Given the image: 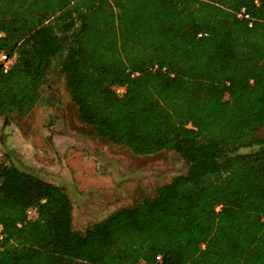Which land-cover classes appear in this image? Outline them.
Returning a JSON list of instances; mask_svg holds the SVG:
<instances>
[{
	"label": "trees",
	"instance_id": "16d2710c",
	"mask_svg": "<svg viewBox=\"0 0 264 264\" xmlns=\"http://www.w3.org/2000/svg\"><path fill=\"white\" fill-rule=\"evenodd\" d=\"M0 30V115L58 58L95 136L187 167L81 231L61 186L0 160V264H264V0H0Z\"/></svg>",
	"mask_w": 264,
	"mask_h": 264
},
{
	"label": "rangeland",
	"instance_id": "374dc122",
	"mask_svg": "<svg viewBox=\"0 0 264 264\" xmlns=\"http://www.w3.org/2000/svg\"><path fill=\"white\" fill-rule=\"evenodd\" d=\"M57 60L31 110L0 115V160L61 186L71 200L69 224L83 231L111 211L154 195L187 167L173 150L133 154L95 136L79 121Z\"/></svg>",
	"mask_w": 264,
	"mask_h": 264
},
{
	"label": "built area",
	"instance_id": "2783aa9c",
	"mask_svg": "<svg viewBox=\"0 0 264 264\" xmlns=\"http://www.w3.org/2000/svg\"><path fill=\"white\" fill-rule=\"evenodd\" d=\"M236 15L243 16V17H248V14L245 13L244 8H241L240 11L236 13ZM3 36V32L0 30V39ZM13 63V57L9 56L8 53L0 46V66L2 67L3 71H6L10 68V66ZM164 68V67H163ZM122 87H117L116 91H121ZM218 208V206H216ZM26 215L28 218H32L36 215V210L34 207H29L26 210ZM3 237V225L0 221V239ZM160 257L159 255L156 256V259L158 260ZM155 264V263H151Z\"/></svg>",
	"mask_w": 264,
	"mask_h": 264
}]
</instances>
